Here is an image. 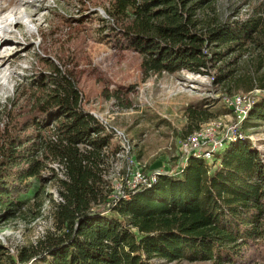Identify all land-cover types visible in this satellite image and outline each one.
Wrapping results in <instances>:
<instances>
[{
  "label": "trees",
  "instance_id": "1",
  "mask_svg": "<svg viewBox=\"0 0 264 264\" xmlns=\"http://www.w3.org/2000/svg\"><path fill=\"white\" fill-rule=\"evenodd\" d=\"M214 2L105 0L97 38L138 53L146 75L187 71L211 75L221 93L264 90V6L224 19ZM84 47L76 36L52 57L37 55L40 68L7 100L0 226L26 210L34 220L46 203L55 225L12 263L264 262V160L242 132L245 124L264 123V96L248 110L242 136L211 162L190 156L180 171L160 173L149 186L111 188L106 174L119 144L83 108L77 76L67 67ZM204 101L185 107L186 136L216 118ZM34 178L40 185L31 195ZM49 182L56 192H47Z\"/></svg>",
  "mask_w": 264,
  "mask_h": 264
},
{
  "label": "rangeland",
  "instance_id": "2",
  "mask_svg": "<svg viewBox=\"0 0 264 264\" xmlns=\"http://www.w3.org/2000/svg\"><path fill=\"white\" fill-rule=\"evenodd\" d=\"M214 7L224 19L248 16L264 0H215ZM105 0H0V17L24 10L29 23L20 20L8 29L0 44V128L4 127L5 106L17 84L40 68L37 55L52 57L66 49L75 37H84L85 47L79 61L69 63L77 76L81 104L85 110L108 118L130 143L128 158L117 156L106 178L111 188H119L131 179L132 172L142 167L144 174L175 171L182 161L179 144L188 131L184 121L185 107L204 99L209 112L220 121L231 123L232 112L225 103L236 94H252L238 90L221 93L211 84V75L177 71L172 74H148L141 68L138 53L115 49L98 37L100 18H107ZM68 61V59H66ZM262 96V92L258 95ZM204 101V102H205ZM264 160V123H248L242 129ZM119 142L113 139L112 143ZM133 156L134 163L130 162ZM62 175V174H61ZM32 179V195L39 187ZM47 192H56L54 182ZM46 203L41 216L31 220V212L0 226V242L7 249L0 252V264H15L21 248L37 246L47 234L55 231ZM33 210V207L31 208ZM156 264H211L209 261L164 262ZM258 264H264L260 262Z\"/></svg>",
  "mask_w": 264,
  "mask_h": 264
},
{
  "label": "built area",
  "instance_id": "3",
  "mask_svg": "<svg viewBox=\"0 0 264 264\" xmlns=\"http://www.w3.org/2000/svg\"><path fill=\"white\" fill-rule=\"evenodd\" d=\"M258 91L262 92V96H264V90ZM258 93L236 94L225 100L228 109L233 114L231 123L220 121L219 118L216 117L201 124L197 131L182 139L179 144L182 161H180L179 166L175 171H180L185 166L187 159L190 156L204 158L208 162H211L213 155L216 152L221 151L230 142L240 138L242 136L240 131L242 129L243 121L248 113V110L255 103ZM90 113H92L103 125H105L107 130L113 133L115 139L119 140V150L116 154L117 157L119 159H127L131 147L124 134L120 130L111 126L108 118H103L100 114L93 111ZM129 161L134 163L133 156H130ZM169 172L171 173V171L166 170L156 171L149 174L147 173L146 175L144 174L142 167L139 166L137 170L132 172V178L127 181V185L130 189L141 185L149 186L151 182L155 181L158 174ZM54 196L56 195L54 194Z\"/></svg>",
  "mask_w": 264,
  "mask_h": 264
},
{
  "label": "bare ground",
  "instance_id": "4",
  "mask_svg": "<svg viewBox=\"0 0 264 264\" xmlns=\"http://www.w3.org/2000/svg\"><path fill=\"white\" fill-rule=\"evenodd\" d=\"M20 20L24 22L25 24L29 23V17L26 14V12L23 10H20L19 7L15 12L9 16L3 15L0 17V44H3L6 40V35L9 32L8 29L12 26L13 23H17ZM19 23V22H18ZM6 53L0 54V58H4Z\"/></svg>",
  "mask_w": 264,
  "mask_h": 264
},
{
  "label": "crops",
  "instance_id": "5",
  "mask_svg": "<svg viewBox=\"0 0 264 264\" xmlns=\"http://www.w3.org/2000/svg\"><path fill=\"white\" fill-rule=\"evenodd\" d=\"M185 123H184V125L186 126V119H185V121H184Z\"/></svg>",
  "mask_w": 264,
  "mask_h": 264
}]
</instances>
